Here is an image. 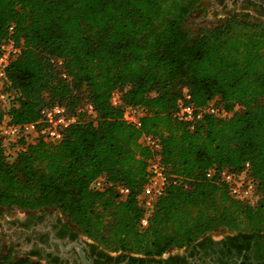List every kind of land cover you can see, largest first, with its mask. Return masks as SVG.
<instances>
[{
    "label": "trees",
    "instance_id": "16d2710c",
    "mask_svg": "<svg viewBox=\"0 0 264 264\" xmlns=\"http://www.w3.org/2000/svg\"><path fill=\"white\" fill-rule=\"evenodd\" d=\"M201 0H0V46L18 52L6 67L14 96L0 121L37 118L59 102L88 101L95 121L79 119L58 139L26 148L0 139V208H57L79 232L108 251L159 255L216 231L264 233V21L249 11L190 29ZM12 27L9 30V27ZM113 91L120 103H110ZM208 101L231 110L190 127L173 116L177 101ZM143 107L139 126L123 105ZM235 105L239 108L232 110ZM160 142L169 182L147 214L138 193L152 155L141 140ZM246 169L256 197L233 198L216 176ZM104 176L107 186L92 182ZM117 185L128 188L119 194ZM0 264H43L0 250Z\"/></svg>",
    "mask_w": 264,
    "mask_h": 264
},
{
    "label": "flooded vegetation",
    "instance_id": "af4514ba",
    "mask_svg": "<svg viewBox=\"0 0 264 264\" xmlns=\"http://www.w3.org/2000/svg\"><path fill=\"white\" fill-rule=\"evenodd\" d=\"M213 11H249L264 18V0H209ZM223 231L202 235L159 255L108 251L76 232L55 207L21 210L11 217L0 213V237L5 250L43 264H264L262 236H237Z\"/></svg>",
    "mask_w": 264,
    "mask_h": 264
},
{
    "label": "built area",
    "instance_id": "2783aa9c",
    "mask_svg": "<svg viewBox=\"0 0 264 264\" xmlns=\"http://www.w3.org/2000/svg\"><path fill=\"white\" fill-rule=\"evenodd\" d=\"M11 26L9 30H11ZM18 52V47L14 42L7 38L0 46V105L4 108L8 107L13 100V90L9 89V82L6 77V67L11 58ZM189 95L178 99L177 107L173 116L190 124L200 120L204 115H212L224 118L230 115L231 110L224 109L214 99L208 101L203 106H195L188 101ZM110 103L119 104V94L113 91L110 96ZM239 108L235 105L232 110ZM122 119L135 126H139L140 118L143 115V107L139 105H123ZM95 121L97 112L92 104L88 101L82 103L74 111L68 110L65 105L59 102L48 103L39 109L36 119L31 121L13 123L3 117L0 121V139L5 146H14L18 149H24L30 143L35 142L39 137L46 139H58L68 126L76 123L79 119ZM140 140L150 148L152 155L147 163V177L140 192L138 193V201L142 205L145 214L140 220L141 224H146L147 214L153 206L156 198L163 194L169 182L172 180L160 160V142L151 134H142ZM216 176L217 181L224 183L228 189V193L233 197L241 200L251 201L256 197L254 183L249 177L246 169L240 171H231L222 169L214 174V169H207L205 176L210 178ZM95 187L107 186L108 182L104 176H98L92 182ZM119 194L128 192V188L123 185L116 186Z\"/></svg>",
    "mask_w": 264,
    "mask_h": 264
},
{
    "label": "rangeland",
    "instance_id": "374dc122",
    "mask_svg": "<svg viewBox=\"0 0 264 264\" xmlns=\"http://www.w3.org/2000/svg\"><path fill=\"white\" fill-rule=\"evenodd\" d=\"M214 4L210 3L209 0H201L199 7L194 9L187 17V22L191 30L196 31L200 27L212 26L219 22L221 18L225 16L224 13L214 12ZM251 13V12H250ZM252 14V13H251ZM264 21L263 17H260ZM18 208H0V213L6 217H11L15 213L21 211ZM221 231L211 233L212 235H218ZM5 249V241L0 237V250Z\"/></svg>",
    "mask_w": 264,
    "mask_h": 264
},
{
    "label": "water",
    "instance_id": "95a60500",
    "mask_svg": "<svg viewBox=\"0 0 264 264\" xmlns=\"http://www.w3.org/2000/svg\"><path fill=\"white\" fill-rule=\"evenodd\" d=\"M79 254H80L81 258L85 261V263H86V264H89V262L86 261V260L83 258L82 253H81L80 251H79Z\"/></svg>",
    "mask_w": 264,
    "mask_h": 264
}]
</instances>
